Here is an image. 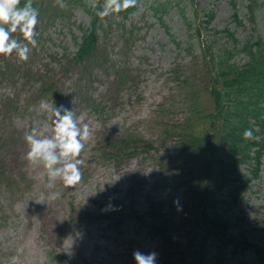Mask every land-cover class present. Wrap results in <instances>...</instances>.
<instances>
[{"label":"rangeland","instance_id":"1","mask_svg":"<svg viewBox=\"0 0 264 264\" xmlns=\"http://www.w3.org/2000/svg\"><path fill=\"white\" fill-rule=\"evenodd\" d=\"M151 1L138 0L128 14L103 18L109 25L100 39L103 52L109 64L130 74L126 72L131 80L124 87H118L107 65L95 66L87 75L78 66L65 65L76 50L72 33L80 34V26L88 25L87 13L66 0L63 8L54 5L61 9L59 18L53 19L52 7L39 14L37 46H29L27 61L15 54L0 56V264H136L137 250L155 251L156 264H195V256L185 257L192 242L200 250L196 257L203 255L198 264H215V241L204 227L195 238L192 225V196L204 181L199 162L161 135L165 127L196 120L187 105L202 85L204 59L198 43L210 31L200 29L198 36L180 8L159 19L149 8ZM174 1L197 12L199 21L211 12L208 27L228 25L241 40L264 36V0H256L254 25L245 17L248 0H235L244 26L229 21L228 0ZM14 36L22 41L21 34ZM44 81L54 85L55 94L40 92ZM41 101L73 109L98 126L81 153L82 179L75 187L60 180L47 187L44 169L25 159V134L32 129L50 134L52 127ZM208 102L203 96L199 104ZM123 134L152 147L146 153L139 146L131 154L127 147L113 146ZM222 195L226 189L216 196ZM157 202H162L157 216L144 218L141 227L136 217ZM263 204L264 156L259 176L225 212L229 232H243L258 251H227L226 264H264ZM85 214L96 218L87 220ZM150 223H160L163 234H152Z\"/></svg>","mask_w":264,"mask_h":264},{"label":"trees","instance_id":"2","mask_svg":"<svg viewBox=\"0 0 264 264\" xmlns=\"http://www.w3.org/2000/svg\"><path fill=\"white\" fill-rule=\"evenodd\" d=\"M66 1L68 5L82 8L87 13L88 25L80 26V34L72 33L76 50L65 65L80 67L84 75L95 66L107 65L115 76L118 87L126 86L131 80L130 74L127 71L129 75L126 74L113 62L109 64L100 41L109 27L104 25L103 18L97 15L103 0H98V7L95 9L89 6V0ZM25 3L27 0H21V6ZM55 4V0H32V6L39 14L52 7L55 11L53 19L59 18L58 12L61 10L55 7ZM228 4L231 9L229 21L235 26H244L245 22L238 13L236 1L228 0ZM134 8L122 11L121 14L126 15ZM149 8L152 14L161 20L170 9H183L181 14L184 22L192 29L195 25L198 36L200 29H209L211 32L205 41L198 43L204 59L202 85L196 97L188 101L187 105L190 115L195 116L196 120L188 118L186 122L174 124L171 128L165 127L161 135L173 139L180 152L197 158L194 161L199 162V172L204 181L201 182L199 191L192 196L194 203L190 211L193 230H196L195 238L204 227L205 232L216 243L213 262L226 264L227 251H231V254L243 250L258 251L256 245L243 232H229L230 220L225 212L237 204L242 190L259 176L264 156V36L256 34L241 40L228 25L222 29L208 27L209 18H212L211 12L204 14L206 18L199 21L197 12L194 15V11L188 10V6L180 1L152 0ZM246 8V20L256 24V0H248ZM203 23L205 25H202ZM176 42L177 45L180 44L179 41ZM53 86L44 81L39 89L41 93L55 94ZM203 96L209 98L205 105L199 104ZM246 129H253V135L257 139L245 140L243 132ZM114 145L129 148L128 152L131 154H134L139 146H142L146 153L152 147L150 143L142 144L131 135L125 134L113 142ZM243 164L244 167L240 169ZM223 189H226V197H217V193ZM157 204L159 206H156ZM157 204L152 203L142 215L136 217L141 227L146 226L144 218L157 216L162 202ZM262 214L260 221L264 228V209ZM84 218L92 220L96 217L85 214ZM149 226L152 234H163L160 223H150ZM201 241L198 243L199 247L203 246ZM192 243L187 244L185 257L195 256L194 263L198 264L203 255L196 257L200 250H196Z\"/></svg>","mask_w":264,"mask_h":264},{"label":"clouds","instance_id":"3","mask_svg":"<svg viewBox=\"0 0 264 264\" xmlns=\"http://www.w3.org/2000/svg\"><path fill=\"white\" fill-rule=\"evenodd\" d=\"M55 3L62 8L66 6L63 0H55ZM137 3L138 0H103L97 15L101 18L118 15L137 6ZM89 6L97 8L98 0H89ZM38 23L39 12L32 6V0H27L23 6L21 0H0V56L15 54L20 61H27L31 50L29 46H37ZM16 33L21 34L22 41L13 35ZM40 109L51 114L50 134L37 129L26 133L24 139L28 151L25 159L29 165L44 169L47 187H54L57 180L66 187H75L82 179L81 153L98 126L86 123L84 114L78 116L73 109L63 105L56 107L54 102L41 101ZM243 138L257 139L253 129H246ZM174 203L179 205L178 200ZM177 211H181L179 206ZM133 258L136 264H156L157 253L145 254L137 250Z\"/></svg>","mask_w":264,"mask_h":264}]
</instances>
